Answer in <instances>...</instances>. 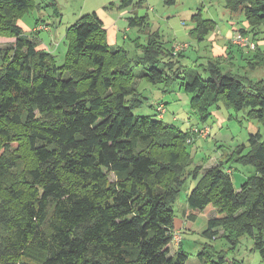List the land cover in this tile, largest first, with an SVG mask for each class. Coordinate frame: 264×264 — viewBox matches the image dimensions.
<instances>
[{"label": "trees", "instance_id": "16d2710c", "mask_svg": "<svg viewBox=\"0 0 264 264\" xmlns=\"http://www.w3.org/2000/svg\"><path fill=\"white\" fill-rule=\"evenodd\" d=\"M34 3L0 0V38L15 39L10 56L0 53V264H186L189 255L182 246L172 255L171 243L173 205L190 177L197 183L187 196L189 207L216 213L204 235L213 240L223 228L236 246L249 234L264 255L262 133H250L247 145L204 169L192 166L188 149L198 138L188 142L196 125L183 131L133 112L141 103L139 77L168 85L180 78L202 122L219 102L264 121V79L223 72L219 58L209 62L205 77L196 68L167 74L190 44L178 54L170 48L176 60L168 65L159 60L166 46L158 32L144 46L145 64L134 66L125 49L109 43L96 12L72 25L60 65L17 24ZM132 3L121 0L120 6ZM227 7L245 16L249 27L240 31L255 42L256 57L264 56L256 43L264 31V0H227ZM197 20L192 34L203 41L217 24ZM145 21L131 17L129 26ZM226 162L252 165L256 174L237 190ZM198 258L227 264L225 252L211 245Z\"/></svg>", "mask_w": 264, "mask_h": 264}, {"label": "rangeland", "instance_id": "374dc122", "mask_svg": "<svg viewBox=\"0 0 264 264\" xmlns=\"http://www.w3.org/2000/svg\"><path fill=\"white\" fill-rule=\"evenodd\" d=\"M120 3L121 0H35L33 7L18 16L17 24L25 35L37 42V49L54 54L60 65L64 64L69 50L67 35L72 25L82 15L96 12L107 24L104 23V27L107 30L108 41L111 42L109 43L116 48L125 49L128 60L134 66L138 61L145 64V61L143 62L144 46L148 43L150 36L158 32L166 46L159 60L168 65L176 60H173L167 52L174 43L190 44L184 55L175 61V68H167V74H180L179 71L184 69L196 68L205 77L209 62L219 58L223 72H233L254 80L264 79V63L262 62L264 56L258 58L257 50H244L232 46L230 39L225 38L228 33L233 36L235 30L249 27V25L246 27L248 22L242 13L234 14L228 9L227 0H174V2L172 0H133L129 6H120ZM143 16H146L144 26H129L131 17ZM197 19L213 20L217 24L203 41H199L192 34V30L198 23ZM39 23L46 24L48 29L34 34V27ZM112 30H115V37L111 35ZM14 40V38H0L1 55L8 57L12 54L11 46ZM216 43L220 47L230 46V49L223 51V56H218L215 52ZM256 43L264 52L263 30H259ZM2 63L0 61V65ZM64 75L69 76L70 72L65 71ZM137 90L141 94V103L133 108L136 115L160 118L157 106L159 103H164L166 105V113L163 117L165 123L183 131L191 125L200 127L206 125L210 128L209 136L198 137L188 146L194 159L192 166L203 164L204 167H212L221 160L225 161L234 146L231 141L248 142V136L254 129L258 128L264 138V121L250 119L246 109L237 111L224 102H219L218 107L212 108V112L218 108L221 109L225 117L224 122H221L214 113L207 123L202 122L199 114L191 106V95L181 87L180 78H176L168 85L164 81L152 82L145 77H139ZM219 117L223 120L221 116ZM226 165L233 168L232 178L237 189L250 176L256 174V169L252 165L245 166L230 162H226ZM109 179L114 181L115 173H109ZM196 183L192 177L187 179L173 205L177 228L183 220L187 221V226L186 229L178 228V232L174 233L171 254L173 255L182 246L189 255L186 264H201L198 253L207 245H211L215 251L225 252L227 264H264V255L260 249L256 248V241L249 234L240 236L236 246L224 235L223 228H219V235L213 240L204 235V231L208 228V220L212 216L201 211L193 212L194 216L187 214L188 211L192 213L187 203V196Z\"/></svg>", "mask_w": 264, "mask_h": 264}, {"label": "built area", "instance_id": "2783aa9c", "mask_svg": "<svg viewBox=\"0 0 264 264\" xmlns=\"http://www.w3.org/2000/svg\"><path fill=\"white\" fill-rule=\"evenodd\" d=\"M48 26L46 24L40 23L36 27H34V30H47ZM232 42L236 45H239L240 47L247 48L250 50H253L256 48V44L254 41L251 40V38L245 34H243L240 30H235V35L232 38ZM173 53L178 54L182 51H185L188 48V43H179L176 42L172 46ZM157 112L160 118H163L166 113V105L164 103H159L157 106ZM190 136L188 138V142H193V139L195 137H207L210 134V128L208 126L198 127V126H192L190 129ZM181 238V236H180Z\"/></svg>", "mask_w": 264, "mask_h": 264}, {"label": "crops", "instance_id": "0c3cea01", "mask_svg": "<svg viewBox=\"0 0 264 264\" xmlns=\"http://www.w3.org/2000/svg\"><path fill=\"white\" fill-rule=\"evenodd\" d=\"M105 23V22H104ZM106 24V23H105ZM107 25V24H106ZM110 25V24H109ZM248 26V24L246 25V27ZM248 28V27H247ZM113 37H115V30H112V34H111ZM234 36V35H233ZM233 36L231 35V33H228L227 34V36H225V38L226 39H230V42L232 43V38H233ZM127 37V35L125 34V38ZM112 42H113V40H111ZM110 42V41H109ZM111 43V42H110ZM232 44H234V43H232ZM234 46H237L236 44H234ZM239 47V46H238ZM226 48H227V45H224L223 47H220V45L218 44V43H216V48H215V52L217 53V55L218 56H223L224 55V53H223V51H225L226 50ZM228 58H230V56H228ZM212 113H214L217 117H218V119L221 121V122H224V120H225V117H224V115L221 113V109H217L216 111H214V112H212ZM219 116H221L222 118H223V120L219 117ZM208 122V121H207ZM253 132H251V133H256V132H258V131H260L258 128L257 129H254V130H252ZM231 142H233L234 144V146L231 148V149H234V147L235 146H237V145H240V144H242V143H240V141L239 140H232ZM244 143H246V145H247V143L248 142H244ZM207 168H210V167H204V169H207ZM229 171H231L232 173H234V171H233V169L231 168V169H229ZM236 188V187H235ZM237 189V188H236ZM240 189V188H239ZM239 189H237V190H239ZM193 212V211H192ZM194 212H196V211H194ZM191 213V211H188L187 212V214H190ZM209 214L211 215V216H214L216 213H215V210H211L210 212H209ZM176 222V221H175ZM186 226H187V221L186 220H183V222L182 223H180V224H178V228H179V230L180 229H182V228H185L186 229ZM178 228H177V225H176V223H175V233L176 232H178Z\"/></svg>", "mask_w": 264, "mask_h": 264}]
</instances>
